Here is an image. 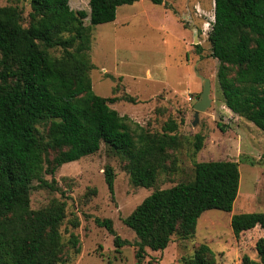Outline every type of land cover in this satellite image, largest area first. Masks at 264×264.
I'll list each match as a JSON object with an SVG mask.
<instances>
[{
  "label": "trees",
  "instance_id": "16d2710c",
  "mask_svg": "<svg viewBox=\"0 0 264 264\" xmlns=\"http://www.w3.org/2000/svg\"><path fill=\"white\" fill-rule=\"evenodd\" d=\"M137 1L89 0L88 13L73 10L70 0H31L27 26L19 6H0V264L63 261L67 202L52 198L44 207H31L33 182L51 186L44 173L54 176L62 165L97 153L104 143L127 160L135 186L150 188L166 168L168 151L180 146L176 120L152 132L110 105L137 104L136 97H105L93 90L92 27L115 21L120 6ZM88 17L90 25L84 22ZM208 40L210 56L219 61L226 106L264 131V0H215ZM195 47L200 54V43ZM56 48L60 55L51 51ZM196 138L199 150L204 136ZM52 149L60 151L50 159ZM104 173L113 195V167L107 165ZM239 187V163L218 160L197 162L191 181L153 191L124 219L138 238L136 264H152L145 262L147 249L165 250L175 233L193 236L205 211L231 212ZM95 221L113 235L116 248L130 244L111 219ZM256 226L264 229V212L231 217L235 236ZM69 241L79 252L78 237L71 234ZM255 248L258 259L245 254L241 264H264V236ZM184 264H214V251L201 244Z\"/></svg>",
  "mask_w": 264,
  "mask_h": 264
},
{
  "label": "rangeland",
  "instance_id": "374dc122",
  "mask_svg": "<svg viewBox=\"0 0 264 264\" xmlns=\"http://www.w3.org/2000/svg\"><path fill=\"white\" fill-rule=\"evenodd\" d=\"M165 3L169 15L160 4L139 0L118 9V23L93 26L89 54L94 67L90 76L93 90L100 96L121 97L127 93L136 97L137 104L120 100L110 105L152 132H161L168 120H176L181 144L176 150L168 151L166 168L150 188L135 186L125 168L127 160L104 143L97 153L62 165L54 176L44 173L51 186L34 181L33 209L46 206L52 198L67 202V217L61 226V264H136L133 243L138 238L124 219L153 191L194 179L197 162L218 160L239 163L240 187L233 210L205 211L198 219L193 236L184 238L175 233L165 250L148 248L145 262L184 264L201 244H207L214 251V264H241L245 254L258 259L255 244L264 236V229L256 226L235 236L231 217L235 213L264 212V131L226 106L217 79L219 61L210 56L208 40L215 0H165ZM6 5L19 6L24 25H28L31 0H0V6ZM70 6L76 11L90 12L89 0H70ZM174 17L188 35L192 64L195 60L208 64L207 69L198 67L197 88L188 86L185 77L186 52L176 43L180 28ZM187 17H192L193 23L201 27L199 55L193 42L195 32ZM84 22L90 25V18ZM51 51L61 54L60 48ZM207 70L203 76L211 80V105L199 113L200 120L193 125L194 104L203 90L201 72ZM39 128L43 129L44 125L39 124ZM197 134L204 136L199 150L196 149ZM59 151L52 149L50 159ZM107 165L115 173L113 195L105 180ZM96 217L111 219L117 234L130 244L116 248L113 235L96 223ZM76 222L79 225L75 227ZM71 234L78 237L79 252L69 241Z\"/></svg>",
  "mask_w": 264,
  "mask_h": 264
},
{
  "label": "crops",
  "instance_id": "0c3cea01",
  "mask_svg": "<svg viewBox=\"0 0 264 264\" xmlns=\"http://www.w3.org/2000/svg\"><path fill=\"white\" fill-rule=\"evenodd\" d=\"M164 5H165V0H164L163 4H160V6L164 8L163 12H165L167 15H169L168 14V9L165 8ZM113 22L118 23V11H117V18ZM174 22L180 28L179 34L177 35L176 43H177V45H178V47L180 49H182V50H184L186 52V61L184 63L185 65H183L184 66L183 69H184L186 80L188 82V86L192 87V89L193 88H197L198 87V80L200 79V76L197 75L198 74L197 73L198 72V67H201V69L202 68H206L207 69L208 68V64L204 63V62L200 63L197 60H195V63L192 64V61H193L192 57L190 58V55L188 54V52H190V50H191V46H190L189 41H188V35L184 31L183 27L180 25L179 21L176 19V17H174ZM196 54L199 55L198 53H196ZM206 72H208V70L205 71V73L201 72V76L205 75ZM188 91H189V89H188Z\"/></svg>",
  "mask_w": 264,
  "mask_h": 264
},
{
  "label": "water",
  "instance_id": "95a60500",
  "mask_svg": "<svg viewBox=\"0 0 264 264\" xmlns=\"http://www.w3.org/2000/svg\"><path fill=\"white\" fill-rule=\"evenodd\" d=\"M195 43L198 44L199 40L198 37L195 39ZM203 79V90L200 93V98L198 101L194 104V121L193 125H197L200 118L199 113L204 112L210 105H211V98H210V92H211V80L210 78L201 76Z\"/></svg>",
  "mask_w": 264,
  "mask_h": 264
},
{
  "label": "flooded vegetation",
  "instance_id": "af4514ba",
  "mask_svg": "<svg viewBox=\"0 0 264 264\" xmlns=\"http://www.w3.org/2000/svg\"><path fill=\"white\" fill-rule=\"evenodd\" d=\"M189 19V20H188ZM187 20L190 22V25H191V29L195 32V35L193 36V42L195 41V39L198 37V40L200 41L199 39V33L201 31V27L198 25V24H195L193 23V19L192 17H187ZM197 35V36H196ZM194 44L196 45V43L194 42Z\"/></svg>",
  "mask_w": 264,
  "mask_h": 264
},
{
  "label": "built area",
  "instance_id": "2783aa9c",
  "mask_svg": "<svg viewBox=\"0 0 264 264\" xmlns=\"http://www.w3.org/2000/svg\"><path fill=\"white\" fill-rule=\"evenodd\" d=\"M191 100V98H189Z\"/></svg>",
  "mask_w": 264,
  "mask_h": 264
}]
</instances>
